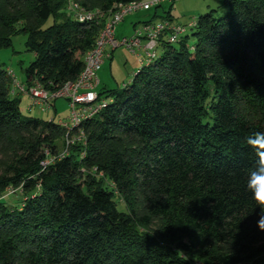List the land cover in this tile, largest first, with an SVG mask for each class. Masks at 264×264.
I'll return each mask as SVG.
<instances>
[{
	"label": "trees",
	"instance_id": "obj_1",
	"mask_svg": "<svg viewBox=\"0 0 264 264\" xmlns=\"http://www.w3.org/2000/svg\"><path fill=\"white\" fill-rule=\"evenodd\" d=\"M72 1L108 12L134 0ZM67 2L0 0V49L22 34L34 54L27 86L74 81L94 47L104 21H74ZM224 6L197 18L194 44L162 39L123 90L98 92L113 103L82 123L86 145L46 169L64 130L22 116L0 68V264H264L248 188L264 159V0ZM19 186L12 208L1 198Z\"/></svg>",
	"mask_w": 264,
	"mask_h": 264
},
{
	"label": "built area",
	"instance_id": "obj_2",
	"mask_svg": "<svg viewBox=\"0 0 264 264\" xmlns=\"http://www.w3.org/2000/svg\"><path fill=\"white\" fill-rule=\"evenodd\" d=\"M177 0H134L123 4L117 3L108 12L100 10H86L78 3L68 0L66 4L67 16L81 23L104 21L103 28L94 44L83 58V70L74 81L49 90L36 80L30 86L19 83L15 75L7 70L11 79L10 94H24L29 100L28 110L37 109L40 112H51L58 100H64L69 105V115L65 119H59L57 125L64 130L62 150L56 154L45 151V157L40 162L42 169H46L55 161L68 155L69 148L75 144L86 145V138L81 127L82 123L95 118L109 104L113 103L112 97H100L98 93L99 80L97 73L101 69L105 58L118 48L124 47L134 58L140 67L147 66L158 57L162 39L166 44L176 45L187 30L194 28L196 22L187 27L176 24L173 21L157 20L143 23L140 28L133 29L130 37L117 38L115 29L127 15L140 11H149L152 8L162 6L165 3L172 4ZM126 85H124V88ZM102 175V174H100ZM21 193L22 187L7 188V195Z\"/></svg>",
	"mask_w": 264,
	"mask_h": 264
},
{
	"label": "rangeland",
	"instance_id": "obj_3",
	"mask_svg": "<svg viewBox=\"0 0 264 264\" xmlns=\"http://www.w3.org/2000/svg\"><path fill=\"white\" fill-rule=\"evenodd\" d=\"M210 11H214L216 17L226 14L227 9L224 6V0H177L172 4L165 3L158 8L157 18L154 21L166 18V14L169 12V16L174 23L187 27L190 23L196 22L200 15H204ZM153 14L154 10L151 9L149 11H140L127 15L116 26V37L132 36V26L135 23H140L136 25L137 28H140L144 22L153 18ZM52 22L53 19L49 18L44 24V27L52 25ZM186 35H189L188 44H194V39L191 37V30H187ZM25 43V36L18 34L12 38L11 47L0 49V68L11 71L15 75L16 80L23 85L26 83L25 70L34 60V54L27 51ZM174 47L176 48L177 46L175 45ZM112 55V58H105L101 69L97 73L99 80L98 92L123 90L124 85L131 81L133 75L140 68L134 56L124 47L116 49ZM10 98L18 101L21 114L26 118L35 117L43 121L54 119V122L57 123L59 119H65L70 113L68 102L64 100H58L55 103L56 111L40 112L37 109L28 110L29 100L27 95L15 93L10 94ZM57 144L60 152L63 144H61L60 140L57 141ZM1 199L12 208L18 207L23 199V193L17 192L7 195L6 189ZM118 203V210L124 212L125 209L122 202L119 201Z\"/></svg>",
	"mask_w": 264,
	"mask_h": 264
},
{
	"label": "clouds",
	"instance_id": "obj_4",
	"mask_svg": "<svg viewBox=\"0 0 264 264\" xmlns=\"http://www.w3.org/2000/svg\"><path fill=\"white\" fill-rule=\"evenodd\" d=\"M262 177H264V159L258 162L257 168L250 174L248 181V188L252 192L253 199L261 210V215L257 221V227L261 231H264V229L260 228L261 222L264 221V192L260 190Z\"/></svg>",
	"mask_w": 264,
	"mask_h": 264
},
{
	"label": "crops",
	"instance_id": "obj_5",
	"mask_svg": "<svg viewBox=\"0 0 264 264\" xmlns=\"http://www.w3.org/2000/svg\"><path fill=\"white\" fill-rule=\"evenodd\" d=\"M136 24V23H135ZM132 28L134 29V25L132 26ZM113 57V55L111 54V56L109 57V58H112Z\"/></svg>",
	"mask_w": 264,
	"mask_h": 264
}]
</instances>
